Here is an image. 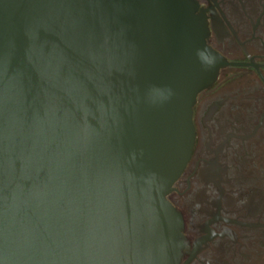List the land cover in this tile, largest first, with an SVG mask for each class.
Returning <instances> with one entry per match:
<instances>
[{
	"label": "water",
	"instance_id": "water-1",
	"mask_svg": "<svg viewBox=\"0 0 264 264\" xmlns=\"http://www.w3.org/2000/svg\"><path fill=\"white\" fill-rule=\"evenodd\" d=\"M208 37L196 0H0V264L190 262Z\"/></svg>",
	"mask_w": 264,
	"mask_h": 264
},
{
	"label": "flooded vegetation",
	"instance_id": "flooded-vegetation-1",
	"mask_svg": "<svg viewBox=\"0 0 264 264\" xmlns=\"http://www.w3.org/2000/svg\"><path fill=\"white\" fill-rule=\"evenodd\" d=\"M231 65L193 107L196 141L167 199L188 264H264V0H196Z\"/></svg>",
	"mask_w": 264,
	"mask_h": 264
}]
</instances>
